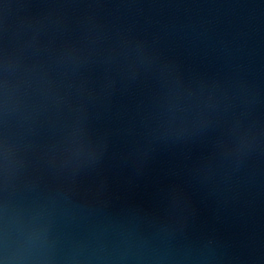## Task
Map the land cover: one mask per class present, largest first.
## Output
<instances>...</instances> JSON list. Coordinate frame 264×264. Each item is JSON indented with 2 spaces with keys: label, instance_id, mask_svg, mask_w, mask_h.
Masks as SVG:
<instances>
[{
  "label": "water",
  "instance_id": "1",
  "mask_svg": "<svg viewBox=\"0 0 264 264\" xmlns=\"http://www.w3.org/2000/svg\"><path fill=\"white\" fill-rule=\"evenodd\" d=\"M0 264H264V0H0Z\"/></svg>",
  "mask_w": 264,
  "mask_h": 264
}]
</instances>
